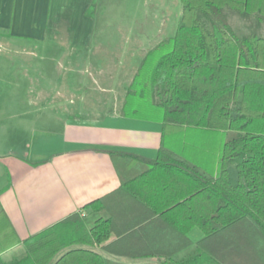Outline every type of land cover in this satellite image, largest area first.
<instances>
[{"label": "trees", "instance_id": "trees-1", "mask_svg": "<svg viewBox=\"0 0 264 264\" xmlns=\"http://www.w3.org/2000/svg\"><path fill=\"white\" fill-rule=\"evenodd\" d=\"M181 4L175 32L145 54L121 108L161 123L156 157L106 150L120 185L84 207L109 216L86 228L73 213L22 239L25 253L11 262L1 253L20 240L0 204V264H124L103 251L159 264H264V36H238L222 11L264 16V0ZM198 11L219 25L206 29ZM195 227L197 248L174 258Z\"/></svg>", "mask_w": 264, "mask_h": 264}, {"label": "crops", "instance_id": "crops-1", "mask_svg": "<svg viewBox=\"0 0 264 264\" xmlns=\"http://www.w3.org/2000/svg\"><path fill=\"white\" fill-rule=\"evenodd\" d=\"M99 1L0 0V204L20 240L1 253L4 262L24 255L22 239L73 213L86 228L109 216L107 208L84 207L120 185L106 150L157 155L161 123L121 108L145 54L162 39L136 34L135 50L111 46L96 27L106 5ZM124 7L120 18L133 12ZM45 55L54 61L50 77L41 68ZM189 237L195 247L174 258L192 253L202 232L195 227ZM102 253L124 264H159Z\"/></svg>", "mask_w": 264, "mask_h": 264}, {"label": "rangeland", "instance_id": "rangeland-1", "mask_svg": "<svg viewBox=\"0 0 264 264\" xmlns=\"http://www.w3.org/2000/svg\"><path fill=\"white\" fill-rule=\"evenodd\" d=\"M102 4H106L105 7H103V22L98 20L96 27L98 30L101 28L102 31L104 30L105 32V40H102L107 42L110 41L112 43L111 46L120 49H124L125 47L135 50L136 34L138 36L142 35L141 38L153 34L152 36L156 41L161 39L166 40L175 32L182 13L181 0H100L99 5ZM146 4L148 6L147 9L145 8ZM125 5H128L129 9H133V14L131 13L130 15L120 18ZM145 9L146 13L148 11V20L150 19V21L144 20V17H147ZM222 11L226 21L231 25L238 36L247 35L249 32L264 36V16H260V18L256 13H239L237 10L227 5ZM124 14L126 15L125 12ZM198 14L199 19L206 29L211 30L213 24L219 25L211 15L202 14L201 11H198ZM134 17L138 18L139 24L133 21L135 20ZM131 29H134L135 32L139 31V33H130ZM70 35L71 33L68 34V36ZM106 47L108 48V46ZM106 52L108 53L109 51ZM52 55L54 57L59 56L56 54ZM52 55H45L49 58L41 64L43 72L46 73L48 77L53 76L55 73V68L52 66L54 61L50 60ZM15 71L16 69H14L13 72L18 73ZM45 81H49V78ZM127 90L128 87L126 92ZM194 247L195 244H192L187 246L186 249H192Z\"/></svg>", "mask_w": 264, "mask_h": 264}]
</instances>
